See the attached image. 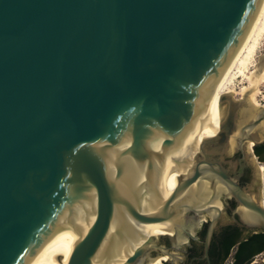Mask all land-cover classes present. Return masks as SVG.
Here are the masks:
<instances>
[{"label": "water", "instance_id": "obj_1", "mask_svg": "<svg viewBox=\"0 0 264 264\" xmlns=\"http://www.w3.org/2000/svg\"><path fill=\"white\" fill-rule=\"evenodd\" d=\"M259 1L0 0V264H145L162 237L179 243L156 237L165 223L216 210L209 192L264 230V206L220 165L229 96L169 196L155 185Z\"/></svg>", "mask_w": 264, "mask_h": 264}, {"label": "bare ground", "instance_id": "obj_2", "mask_svg": "<svg viewBox=\"0 0 264 264\" xmlns=\"http://www.w3.org/2000/svg\"><path fill=\"white\" fill-rule=\"evenodd\" d=\"M263 37L264 0H260L244 36L222 72L208 90L192 125L186 131L178 146L171 153L164 156L162 165L156 169L155 185L159 199L169 196L176 185L177 176L191 167L192 158L197 153L200 142L205 138L214 136L218 132L230 108L226 96L240 102L235 108L236 119L234 129L228 137V144L230 147L236 144L241 128L244 129L239 136L249 134V130H245L247 124L257 118L264 107V104H261L256 99V95L260 93L258 86L264 83V68L255 57L256 50L261 45ZM237 80L242 81L238 87L235 86ZM258 122L253 127L256 135L253 138L252 136L251 138H246L249 139L246 147L247 152L256 138L264 137V118H261V121L259 120ZM198 141L200 142L198 143ZM258 165V171L262 175L264 173V165L260 163ZM202 184L205 183L201 182L196 187L197 191H201L200 186ZM190 194H192V191ZM244 215L248 216L245 212L243 213ZM247 219L245 218V220ZM184 226H188L186 220H178L171 225L165 223L157 230L156 237L162 234L171 235L173 231L177 235ZM176 235L175 241H177ZM158 258L160 259L161 256L148 258L146 264H161Z\"/></svg>", "mask_w": 264, "mask_h": 264}, {"label": "flooded vegetation", "instance_id": "obj_3", "mask_svg": "<svg viewBox=\"0 0 264 264\" xmlns=\"http://www.w3.org/2000/svg\"><path fill=\"white\" fill-rule=\"evenodd\" d=\"M256 124L245 128L249 130V134L252 133V138L256 135V132L252 131ZM239 134L232 156H225L223 152L220 165L226 169L227 174L236 176L237 184L255 203L264 206L263 174L261 175L259 171V176L251 182L252 162H256L257 170H259V162L264 163V137L256 138V142L247 152L249 139L241 138ZM243 148L248 157L247 160L243 155ZM229 159L234 162L233 166L225 162ZM202 182L205 184L200 186V190L209 186V181L202 180ZM248 184L251 185V189H247ZM202 207H214L216 210L210 209V213L204 211L193 213L192 219L186 220L188 225L186 227L190 232L185 237L175 234L178 245L173 247L167 237H162L158 245L162 246L165 251H152L150 258L160 255L161 258H158V261L161 264H225L226 262L227 264H238L245 255L251 253L246 262L242 261L239 264H264V230L246 226L245 218L247 219L248 216H243L244 210L233 196L223 192L218 195L209 192ZM212 221V230L208 235L204 250L207 228Z\"/></svg>", "mask_w": 264, "mask_h": 264}, {"label": "rangeland", "instance_id": "obj_4", "mask_svg": "<svg viewBox=\"0 0 264 264\" xmlns=\"http://www.w3.org/2000/svg\"><path fill=\"white\" fill-rule=\"evenodd\" d=\"M255 57H256V60L258 61V63L261 64L262 67L264 68V37H263V41H262L261 45L256 50ZM241 83H242V81L237 80L235 82V86L238 87ZM258 87H259V92L260 93H258L256 95V99L261 104H264V83H261ZM230 98L233 99L232 97H230ZM235 116H236V113H234V117L232 118L233 129H234V122H235V119H236ZM233 129H232V131H233ZM233 151H234V146L233 147H230V145L227 143V145L224 148V151L223 152H224V155L225 156H228L229 157V156H232ZM243 152H244L243 155H244V157L247 160L248 157L246 156V152H245V149L244 148H243ZM221 160H222V157H221ZM254 160H256V159H254ZM225 162H227L230 166L231 165L233 166V164H234V162L231 161L230 159L229 160H226ZM259 163L264 165L263 162H259ZM255 164H256L255 161L252 162V169H251L252 179H251V182L255 181V178H257V176H259V174H258L259 171L256 169ZM263 177H264V173H263ZM246 187H247V189H251V185L250 184H248ZM144 263L146 264L147 263V260ZM225 264H227V262ZM252 264H256V263H252Z\"/></svg>", "mask_w": 264, "mask_h": 264}, {"label": "trees", "instance_id": "obj_5", "mask_svg": "<svg viewBox=\"0 0 264 264\" xmlns=\"http://www.w3.org/2000/svg\"><path fill=\"white\" fill-rule=\"evenodd\" d=\"M250 254H251V253H248L247 255H245V256H244V257L238 262V264L241 263L242 261L246 262Z\"/></svg>", "mask_w": 264, "mask_h": 264}]
</instances>
